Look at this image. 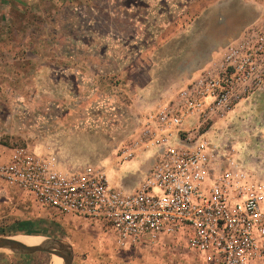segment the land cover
Masks as SVG:
<instances>
[{"label": "built area", "instance_id": "1", "mask_svg": "<svg viewBox=\"0 0 264 264\" xmlns=\"http://www.w3.org/2000/svg\"><path fill=\"white\" fill-rule=\"evenodd\" d=\"M258 93L264 94V12L223 46L217 70L202 69L149 116L153 129L147 126L138 142L151 166L135 187H115L102 167L29 145H15L0 159V180L44 210L99 224L117 247L180 237L205 264H264V178L226 141L202 131ZM188 120H195L193 129L182 128ZM136 143L121 151L123 159Z\"/></svg>", "mask_w": 264, "mask_h": 264}, {"label": "rangeland", "instance_id": "2", "mask_svg": "<svg viewBox=\"0 0 264 264\" xmlns=\"http://www.w3.org/2000/svg\"><path fill=\"white\" fill-rule=\"evenodd\" d=\"M135 1L141 3L139 7H145L149 2ZM73 2L75 6L69 13L66 11L69 24L38 27L41 66L78 65L80 51L86 48L101 52L104 57L99 60L107 66H144L149 61L143 54L159 45V41H151L153 36L149 33L154 30H163L164 36L174 39L160 51H181V56L171 67L202 66L213 50L236 38L246 25L264 12V0H156V8L162 14L156 13L161 20H153L149 27V18L141 8L138 27H135L129 22L132 18L129 12L120 9L122 5L132 3L131 0ZM117 3L121 6L118 7ZM193 20L194 27L189 29ZM136 29L139 35H136ZM19 46L24 44L9 43L12 49L17 50ZM51 55L56 57L51 58ZM177 76L180 75L168 74L171 79ZM47 86H36V89L0 88L2 130L22 129L29 135L12 141V147L31 146L34 140L42 147L56 149L58 153L62 151L58 156L63 160L90 163L104 170L113 161L122 159L121 151L131 141L130 136L122 137L121 134L127 127L122 106L117 109L115 102L114 105L110 101L103 102V97L97 92H91L86 95L87 99H82L85 89L80 87L68 91L61 84H50L49 89ZM248 101L252 106L247 111L241 110L243 116L240 110L232 111L229 114L232 122L223 126L216 123L211 128L207 125L202 131H208L207 135L211 134L214 140L226 141L264 178V94H255ZM8 114L13 118L6 124L5 115ZM66 130H72L69 137H63ZM110 130L115 136H109ZM107 175L111 181L110 172ZM83 222L73 223L46 213L25 192L0 191V236H13L19 241L52 239L67 245L72 242L73 264H205L180 237L159 240L151 247H116L108 234L102 235V226ZM54 256L44 252L22 254L0 250V264H52Z\"/></svg>", "mask_w": 264, "mask_h": 264}, {"label": "crops", "instance_id": "3", "mask_svg": "<svg viewBox=\"0 0 264 264\" xmlns=\"http://www.w3.org/2000/svg\"><path fill=\"white\" fill-rule=\"evenodd\" d=\"M131 1L133 2H130L127 6H121L120 3H117V6H121V10L129 12V17H132L129 19V22L132 23V26L138 27V12L141 11L139 10L141 8H144V12H146L147 18H149V27L152 26L153 20H161L159 14L162 13H160V9L156 8V0H148L149 2L145 7H139L141 3L135 0ZM111 4L115 3L112 2ZM73 6H75L73 0H0V88L36 89V86L45 87V85H48V88L50 84L54 86L61 84L68 91L77 89V87H80L81 90L85 89V95L82 99H87L86 95L91 92H97V95L103 97V102L110 101L113 105L115 102L117 109L122 106V115L127 123V127L123 128L124 131L121 134L122 137L130 136L131 139L125 148L133 147V144L137 142L134 145L135 153L130 158L113 161L110 167L105 168V173L108 174L110 172L112 179L110 181L108 178V180L113 186L128 190L139 183L140 179L151 166V159L148 158L149 152L142 150V145L138 142L142 131L147 126L153 129L154 122L149 116L172 101L179 87L187 82L188 79L197 75L202 69L217 70L221 64L223 47L213 50L207 62L202 66L196 64L194 67L183 69L177 66L176 69L171 67V64L177 57L181 56V51L179 50L176 53L160 51L161 48L167 47L174 39L173 37H167L166 34L164 36L163 30L159 32H155L154 30L149 35L153 36L151 37V41H159V45L155 48L152 47L143 54L150 62L144 66L127 67L118 66V64L107 66L99 60L100 57H104L101 52L88 50L87 48L80 51L81 59L78 65L64 64L63 66H51L47 64V66H41L39 62L41 55L40 48H38L37 44L40 41L37 33L38 27L47 25L65 26L69 24L70 21L66 18L68 15L66 11L69 13ZM132 10H134L133 13H130ZM193 24L194 20L188 26L189 29L194 27ZM9 27H15V29L11 30ZM185 30L189 31L188 29ZM136 31H138L136 35H139V30L136 29ZM51 38L54 40L53 35H51ZM10 42L23 43L24 46H19L17 50L15 48L12 49L9 47ZM53 57L56 56L51 55V58ZM91 61L95 62L91 63ZM169 73H175L180 76L171 79L168 77ZM69 97L71 98V96ZM248 100L238 103L232 111L236 112L240 110V115L243 116L244 113L241 110H248V107L252 106V103ZM229 114L228 121L218 122L220 126L225 125L226 122H232L229 119L232 118ZM2 116L3 114L1 115L0 112L1 119ZM5 117L7 120L3 121L6 124L10 122V118H13L9 114L5 115ZM68 117L71 118L70 115ZM195 126V120H188L183 123L182 128L190 130ZM70 132L72 130H66L63 133V137H69ZM108 132L110 137L115 136L113 135V130ZM28 136V134H24L22 129L2 130L0 124V159L2 161L8 159L13 145L12 141H17L20 138L25 139ZM30 145L38 153L48 150L47 146L42 147L36 144L34 140H32ZM61 153L58 154L61 156ZM0 191L19 192V190L6 185L2 180H0ZM45 212L52 213L54 217H62L73 223L84 224V220L74 214H56L47 210ZM100 232L102 235H107L104 230ZM112 242L114 243L113 239ZM71 243L69 245L72 250L71 264H73L74 250Z\"/></svg>", "mask_w": 264, "mask_h": 264}, {"label": "water", "instance_id": "4", "mask_svg": "<svg viewBox=\"0 0 264 264\" xmlns=\"http://www.w3.org/2000/svg\"><path fill=\"white\" fill-rule=\"evenodd\" d=\"M0 250H9L14 253L31 254L44 252L62 259V264H71L72 250L70 245L60 240L46 239L36 245H27L12 236H0Z\"/></svg>", "mask_w": 264, "mask_h": 264}, {"label": "bare ground", "instance_id": "5", "mask_svg": "<svg viewBox=\"0 0 264 264\" xmlns=\"http://www.w3.org/2000/svg\"><path fill=\"white\" fill-rule=\"evenodd\" d=\"M45 240H22L21 242L27 244V245H36L44 242ZM53 258V263L52 264H62L61 258L54 256ZM58 260V261H57Z\"/></svg>", "mask_w": 264, "mask_h": 264}]
</instances>
